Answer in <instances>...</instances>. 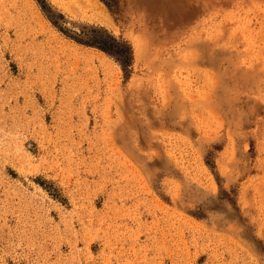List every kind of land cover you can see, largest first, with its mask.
Here are the masks:
<instances>
[{
	"label": "rangeland",
	"instance_id": "1",
	"mask_svg": "<svg viewBox=\"0 0 264 264\" xmlns=\"http://www.w3.org/2000/svg\"><path fill=\"white\" fill-rule=\"evenodd\" d=\"M0 264H264V0H0Z\"/></svg>",
	"mask_w": 264,
	"mask_h": 264
}]
</instances>
